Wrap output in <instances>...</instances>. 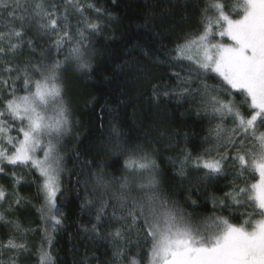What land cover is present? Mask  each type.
Wrapping results in <instances>:
<instances>
[{
    "label": "snow or ice",
    "instance_id": "obj_1",
    "mask_svg": "<svg viewBox=\"0 0 264 264\" xmlns=\"http://www.w3.org/2000/svg\"><path fill=\"white\" fill-rule=\"evenodd\" d=\"M192 3L199 8L195 0ZM68 5L81 16L85 8H94L91 4H80L79 0H66L65 7ZM209 6L216 15L202 12V31L198 29L185 37L184 43L173 49L177 55L168 58L174 62H188L190 70L184 76L176 74L180 83L171 92L169 86L164 90L154 86L152 95L157 102L161 96L170 95L182 100L198 99L197 115L202 113L219 119L220 123L210 130L214 143L196 158L194 167L205 169L202 179L209 181L225 175L226 166L238 169L232 175L243 180L246 186L233 184L226 197L233 205L251 206L260 218L253 220L251 213H246L249 218L240 224L217 216L193 223V214L178 207L161 190V182L157 179L160 170L152 153L143 144L129 143L126 134L113 123L109 129L111 150L114 154H126L129 157L125 161L126 170L147 173V179L145 183H135L128 176L105 179L101 162L100 171L93 173L96 188L101 190L96 197L101 208L96 216L97 224L91 231L99 235L97 225L111 202L115 206L113 219L123 222V230L118 228L111 235L122 240H130L135 235L137 256L148 252V264H264V130H261L264 129V0H238L236 5H228L239 17L236 19L225 12L224 4ZM95 11L101 13V9ZM17 12L22 15L17 17ZM5 13L12 19H19L21 27L16 29L9 25V31L0 32V174L9 176L5 171L7 166L39 174L41 183L37 187L44 202L37 211L41 219L51 225L50 231L55 232L62 224L57 219V194L61 191V178L67 171L62 148L73 127L71 102L65 98V73L73 65L76 72L91 69V46L79 24L83 23L85 29L92 32L99 31L100 24L86 18L78 21L77 38L74 39L69 33L67 11L58 16L56 4L46 5L45 0H33L31 4L28 0H0V16ZM25 20L39 22L37 27L42 33H62L50 47L59 53L66 43L70 44L65 58L51 61L45 58L40 62L29 58L21 63L5 59H14L22 51ZM217 37H228L230 43L218 42ZM26 43L29 50L35 51L31 39ZM40 55L44 57V52ZM242 109L249 114L245 115ZM227 118H231L233 127L224 126ZM12 131L18 135L12 136ZM203 156L213 158L204 159ZM185 157V163L192 160L190 152H186ZM91 163L88 162L89 166ZM245 172L257 173L259 179L249 184ZM10 176L15 190L24 178L15 171ZM4 197L5 189L0 185V206ZM22 202H26L25 198L13 197L15 205ZM87 203L93 201L89 199ZM117 210L122 215H117ZM7 211L12 212V205ZM0 221L10 223L22 237L33 231L23 228L18 219L8 221L4 211H0ZM44 231L48 247L42 245L39 250L40 264H55L51 253L52 235L47 228ZM3 249L17 253L28 251L26 243H17L14 239L0 244V252ZM122 255L117 253V256ZM16 259V256L11 257L8 264H15ZM0 264L4 262L0 260ZM129 264H140V261L131 257Z\"/></svg>",
    "mask_w": 264,
    "mask_h": 264
},
{
    "label": "trees",
    "instance_id": "obj_2",
    "mask_svg": "<svg viewBox=\"0 0 264 264\" xmlns=\"http://www.w3.org/2000/svg\"><path fill=\"white\" fill-rule=\"evenodd\" d=\"M28 2L31 4L33 0ZM45 2L46 5H57L58 16L67 11L69 33L74 39L77 38L78 21L85 18L99 23L100 29L92 32L85 29L83 23L79 24L91 46L92 67L85 72H76L73 65L65 73V98L71 102L73 127L71 134L64 139L62 152L66 157L67 171L61 178V191L56 200L59 205L57 219L62 224L51 232V225L42 220L37 211L44 202L37 187L41 183L39 174L21 167H5L9 176L0 174V185L5 189L0 211H4L8 221L18 219L23 228L33 231L22 237L10 223L0 221V244L14 239L17 243H26L28 248V251L20 253L3 249L0 260L8 264L10 258L16 256L15 264H40L39 250L42 245L48 247L44 231L47 228L52 235L51 253L55 264H129L131 257L138 259L140 264H148V252L137 256L135 235L130 240L111 235L118 228L123 230V222L112 217L115 206L111 202L97 225L99 235L91 231L97 224L96 216L101 208L96 199L101 190L96 188L93 175L100 171L98 165L101 162L105 179L118 180L128 176L135 183H145L147 179V173L126 170L125 161L129 158L126 154H114L111 150L109 129L113 123L126 134L129 143L143 144L152 153L160 170L157 179L161 182V190L178 207L193 214V223L217 216L240 224L249 218L246 213H251L253 220L259 219L251 206L233 205L226 197L233 184L246 186L243 180L232 175L238 169L226 166L225 175L209 181L202 179L205 169L194 167L196 158L214 143L210 130L220 123L219 119L202 113L197 115L198 99L182 100L179 96L170 95L161 96L157 102L152 95L154 86L161 90L169 86L168 91L171 92L180 83L176 74L184 76L190 70L188 62H174L168 58L177 55L173 49L184 43L185 37L198 29L202 31L201 13L206 11L208 16H215L209 5L220 3L225 5V12L232 18H239L228 7L236 5L238 0H195L199 8L193 5L192 0H79L80 4L94 6L85 8L83 16L77 14L71 5L65 7L66 0ZM96 8L101 9L100 14L96 13ZM20 15L21 12L16 13L17 17ZM38 23L24 21L23 49L14 59H5L21 63L29 58L33 62L65 58L70 44L66 43L59 53L50 47L56 36L62 33H42ZM9 25L19 29L21 21L10 18L7 13L0 16V32L9 31ZM29 39L33 41L35 51L29 50L26 43ZM216 40L230 43L228 37H217ZM41 52H44V57ZM236 98L240 99L239 96ZM242 111L249 114L246 109ZM223 124L229 128L234 126L231 118L225 119ZM11 135L18 133L12 131ZM186 152L191 153L192 160L185 163ZM88 162H92L91 166ZM228 164L231 165L232 161ZM13 171L24 178L15 190L10 176ZM245 178L250 184L259 176L245 172ZM15 195L25 198L26 202L15 205ZM89 199L92 204L87 203ZM9 205H12V212L7 211ZM117 215L122 213L117 210ZM139 246L144 247L142 242ZM118 252L123 255L117 256Z\"/></svg>",
    "mask_w": 264,
    "mask_h": 264
}]
</instances>
